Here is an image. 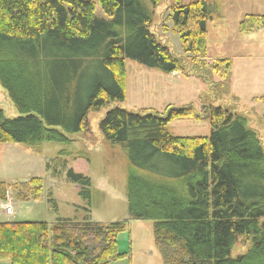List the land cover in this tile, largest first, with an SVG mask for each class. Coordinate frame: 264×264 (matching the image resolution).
<instances>
[{"label":"trees","instance_id":"16d2710c","mask_svg":"<svg viewBox=\"0 0 264 264\" xmlns=\"http://www.w3.org/2000/svg\"><path fill=\"white\" fill-rule=\"evenodd\" d=\"M155 8L161 0H150ZM0 0V84L20 116L0 109V144L24 145L36 154L46 142L70 141L89 131L88 116L126 101V62L165 74L180 61L151 32L153 13L143 0ZM209 5L173 10L183 30L194 20L207 33ZM264 30V15L241 23ZM232 63H228V65ZM209 137L173 136L170 124L192 119L190 106L132 112L115 108L100 130L128 156L130 220L154 222L164 264H264V150L235 108L208 106ZM70 180L91 198V181L73 170ZM43 179L11 185L0 180V201L42 198ZM127 221L110 224L61 218L0 222V261L11 264H112L125 258L118 236ZM249 254L232 258L241 237Z\"/></svg>","mask_w":264,"mask_h":264},{"label":"rangeland","instance_id":"374dc122","mask_svg":"<svg viewBox=\"0 0 264 264\" xmlns=\"http://www.w3.org/2000/svg\"><path fill=\"white\" fill-rule=\"evenodd\" d=\"M94 1L96 16L108 19L98 0ZM201 1L210 6L211 13L205 35H198L194 20L185 30L174 24L172 14L178 5L196 9ZM143 2L153 13L151 32L180 61L181 71L169 75L127 60L126 101L90 113L89 131L68 135V143L40 145V153H33L44 163L39 160L33 163L32 173L26 172L37 177L10 183L19 186L34 178L43 179L41 200L20 202L16 194H10L7 201H0L2 223L53 224L61 218L104 224L127 221V230L118 236V250L126 256L116 264L164 262L155 242L154 222L130 220L128 156L122 148L107 143L100 130L109 111L153 110L164 116L170 108L190 106L195 116L172 122L170 131L176 137L203 138L211 134L206 108L232 107L246 119L264 150V30L252 23L247 31L241 29L247 16L264 15V0H161L155 8L150 0ZM0 109L8 118L20 116L1 84ZM71 170L91 181L90 199L81 194V186L70 180ZM253 245L251 238H239L232 258L249 254Z\"/></svg>","mask_w":264,"mask_h":264},{"label":"crops","instance_id":"0c3cea01","mask_svg":"<svg viewBox=\"0 0 264 264\" xmlns=\"http://www.w3.org/2000/svg\"><path fill=\"white\" fill-rule=\"evenodd\" d=\"M39 160L41 159L38 155H35L31 149H26L24 145L0 144V180L10 184L17 180L27 181L32 177H37L34 174L28 176L26 172L32 173L33 163L37 164ZM119 249L122 250L121 242H119ZM119 253L126 255L120 251ZM0 264H11V262L0 261Z\"/></svg>","mask_w":264,"mask_h":264},{"label":"built area","instance_id":"2783aa9c","mask_svg":"<svg viewBox=\"0 0 264 264\" xmlns=\"http://www.w3.org/2000/svg\"><path fill=\"white\" fill-rule=\"evenodd\" d=\"M2 204V203H1ZM1 204H0V206H1ZM8 212H11V209H8Z\"/></svg>","mask_w":264,"mask_h":264}]
</instances>
